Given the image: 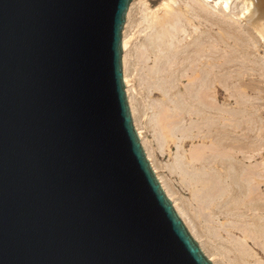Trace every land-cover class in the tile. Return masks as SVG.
Segmentation results:
<instances>
[{
  "label": "water",
  "instance_id": "95a60500",
  "mask_svg": "<svg viewBox=\"0 0 264 264\" xmlns=\"http://www.w3.org/2000/svg\"><path fill=\"white\" fill-rule=\"evenodd\" d=\"M131 0H0V264H211L134 129Z\"/></svg>",
  "mask_w": 264,
  "mask_h": 264
},
{
  "label": "bare ground",
  "instance_id": "6f19581e",
  "mask_svg": "<svg viewBox=\"0 0 264 264\" xmlns=\"http://www.w3.org/2000/svg\"><path fill=\"white\" fill-rule=\"evenodd\" d=\"M131 1L123 36L121 30V71L123 65L132 123L152 171L213 264H264V0H164L160 13L143 16L149 34L134 52V64L153 58L146 80L140 79L161 96L157 116H151L158 145L160 127L180 146L192 142L173 164L184 186L196 185L193 206L178 201L177 190L158 174L138 126L125 33ZM209 1L210 10L202 8ZM217 239L225 243L217 245Z\"/></svg>",
  "mask_w": 264,
  "mask_h": 264
},
{
  "label": "rangeland",
  "instance_id": "374dc122",
  "mask_svg": "<svg viewBox=\"0 0 264 264\" xmlns=\"http://www.w3.org/2000/svg\"><path fill=\"white\" fill-rule=\"evenodd\" d=\"M183 1H189V0H181V1L178 0L177 3H180L182 5H184V3L185 4L187 3V2L182 3ZM213 1L215 2L216 0H213ZM163 2H164V0H134V5L132 6V12H131L132 20H131V23L126 27V30H125L126 36H128L127 37L128 38L127 48H129L131 50V53H133V57H131V59H132L131 64L132 65H130V68H129L128 78H129V84L132 87L131 94H133L132 96H135V97H133L135 99L134 105L139 110V111H137L138 112L137 117L139 120L138 126L140 127L142 135L144 136V139H146V142L149 146V149H150V152L152 155L151 159L154 161V163L158 167L157 168L158 174L161 175L162 177H165L164 178L165 181L167 179V181L169 182L170 186L174 189V191L177 190L175 192L178 196L177 195H175V196L177 198L178 197L181 198V199L178 198L177 199L178 201H180V202L182 201V203L185 202L184 204L185 205L187 204V206H188V204L192 203V206H193V205H195L194 204L195 202L192 201V189H194V187L196 185L195 186L193 185V188H191V189L184 186L182 184V180H181L182 177L179 174L178 170H176L177 168L175 167V164H173V162L175 163V159H176L175 155L177 153H180V154L183 153V154L187 155L188 150L191 148L192 142L186 141V142H184V145L182 144V146H180V144L176 142V139L170 137L168 135V133H166L167 132L166 129H162L160 127V131L162 132L163 139L161 141L162 144L160 143L158 145L159 142L156 141L154 134H153L154 133L153 128H154V124H156V120L153 119L151 116H154V115L157 116L156 113L158 110H157V107L155 108V105H156L155 103L158 100H161V96H160V94L151 90V88L149 90H147V88H149V87L144 82V80H146V77H147L146 75L149 74L147 71L152 66V59L153 58L150 56L148 58V60H146V62L140 63L139 65L134 64V62L136 60L134 52H135L136 48L142 43V41L146 40L147 35L149 34V29L146 28V22L143 20V16L145 14H149L150 12H155V11L157 13H160L159 11H161L160 8H161V5ZM214 2L209 1L207 5L203 3L202 8L204 7L205 9L210 10V6H208V5H212ZM129 7H130V5H129ZM129 7H128V9H129ZM141 19H142V21H141ZM198 19L201 20L202 18H198ZM125 25H126V20H125L124 26ZM123 30H124V27H123ZM123 30H122V36H123V32H124ZM122 49H123V47H122ZM261 54H262V51H261ZM122 71H123V65H122ZM141 77L144 80H141L142 79ZM140 82H142V83L140 84ZM145 85H147V86H145ZM125 89H126V86H125ZM126 95H127V93H126ZM132 119H133V116H132ZM133 123H134V119H133ZM179 147H180V149H179ZM144 151H145V149H144ZM263 158H264V155H263ZM168 168H173V170L172 169L168 170ZM177 174H179V175H177ZM261 188H263V187H261ZM235 194L236 193L231 194V196L235 197L236 196ZM189 210H190V208H189ZM205 211H207V210H205ZM190 212H192V211H190ZM204 213L207 214V212H204ZM181 220L183 221L184 225L186 226L184 220L183 219H181ZM216 221L217 220L214 219L215 224L217 223ZM220 221H224V219H222ZM217 225L219 226V224H217ZM186 228L188 229L187 226H186ZM189 233H190V231H189ZM221 235L223 236V239L226 237L225 233H223V232ZM191 236H192V234H191ZM192 237L194 238V240L198 243L199 247L201 248L199 240L196 239L194 236H192ZM221 241L222 240L217 239V240H215L214 243L215 244L217 243V245H221L222 243L223 244L225 243L224 240H223L224 242H221ZM201 250L203 251L202 248H201ZM203 253L213 264V258L210 257L209 255H207V253H205L204 251H203ZM229 258H233L232 253L229 254Z\"/></svg>",
  "mask_w": 264,
  "mask_h": 264
}]
</instances>
